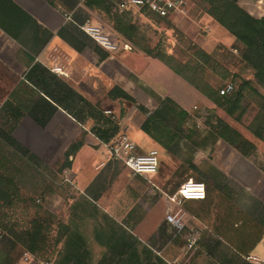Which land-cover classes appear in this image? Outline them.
<instances>
[{
	"label": "crops",
	"instance_id": "1",
	"mask_svg": "<svg viewBox=\"0 0 264 264\" xmlns=\"http://www.w3.org/2000/svg\"><path fill=\"white\" fill-rule=\"evenodd\" d=\"M119 1L0 0V174L11 180L21 194L31 195L34 188L45 185L51 169L57 173L58 183L62 185L59 188L62 190L56 195L57 201L70 204L76 200L79 206L75 215L85 220L92 219L89 215L92 206L89 205L87 209L86 200L106 195L110 183L116 188L111 195H117V177L120 175L127 178L126 189L133 192L132 199L135 193L142 195L146 184L159 189L149 175H134L115 159L108 161L110 165L105 171L112 173L113 177L105 175L96 187L92 186L94 175L86 177L84 173L88 167L91 174L93 170L100 169L101 161L91 162V157L94 158L101 147L104 158L106 137L111 142L118 133H127L130 127L125 124L123 130L117 132L113 125L107 126L109 122L97 108V103H113L106 96L107 89L117 84L143 106L154 103V88L148 85V91L140 84L146 56L130 46L132 42L129 38L119 39L113 31L114 14L131 23L135 19H142V16L136 8L117 10ZM107 6L110 7L109 11L106 10ZM84 21L102 26L118 42L128 44L130 48L110 53L99 46L108 54L99 59L94 51L97 44L79 27ZM60 28H65L78 43L73 45L60 36ZM79 43L83 44L80 49L77 48ZM53 62L60 65L66 75L51 71ZM189 86L191 95L193 87ZM6 102L10 104L5 106ZM82 103H88L89 112L80 109ZM108 128H112L110 136L111 129ZM137 130L143 139L150 138L139 127ZM129 137L132 139L131 135ZM80 138L83 144L68 156V164L59 168L58 162L65 163L63 154L68 146ZM135 146L138 153L150 149ZM226 152L231 161L239 165L240 169L233 176L239 185L235 188L229 181L213 182V185L215 189L227 188L231 195L225 193L222 198L216 197L215 193L210 195L208 182L201 178L205 182L204 194L188 198L184 203L189 224L203 227L200 249L192 264H248L244 255L261 256L257 250L264 244V217H258L257 211H264V171L235 149L229 148ZM10 157L14 159L11 161ZM86 161L88 166L85 165ZM247 175L256 179L258 190L252 196L254 200L238 189L251 188L245 183ZM64 177L69 181H65ZM115 178L117 180L114 181ZM76 181L86 189L85 200L76 197ZM14 198L11 191L0 185L2 204L12 203ZM139 198L136 195V202ZM130 210L125 212L126 219L131 217ZM259 234L262 237L257 239ZM240 247L246 253L240 252ZM152 251V256H157L156 250ZM156 260L150 264H164L158 257Z\"/></svg>",
	"mask_w": 264,
	"mask_h": 264
},
{
	"label": "rangeland",
	"instance_id": "2",
	"mask_svg": "<svg viewBox=\"0 0 264 264\" xmlns=\"http://www.w3.org/2000/svg\"><path fill=\"white\" fill-rule=\"evenodd\" d=\"M237 2L251 14L257 17L263 16L264 0H237ZM206 7L203 0H186L181 11L165 19L153 15L143 16V22L142 19H135L134 23L140 27L135 37L137 49L145 47L150 48L152 52L164 50L176 59L184 60L191 56L195 46L199 47L208 55V63L205 65L207 81L220 87L227 82L235 86L232 80L235 74L239 75L243 72L245 75L250 74L251 71L240 60L238 51L233 45L234 37L222 26L212 22L205 12ZM144 55L146 60L142 64L140 84L146 90L149 89L148 85L154 88L156 91L152 96L154 103H145L143 110H140L128 101L113 100V103H97V108L109 122L107 126L113 125V129L119 132L123 130L125 124H129L130 127L127 126L129 128L126 132L131 135L135 144L141 148L153 147L157 150L158 169L149 176L159 189L151 188L146 184L142 195L140 192L135 193L132 199L133 192L126 189L128 180L120 175L117 177L119 179L117 195H111L116 188H113L110 183L106 195L95 196L91 198V201L86 200L85 207L88 209L89 205L92 206V213L89 214L92 219L85 220L75 215L79 206L76 200L75 203L71 201L70 204L57 201L56 195L62 190L59 189L62 185L58 183L57 173L50 169L49 178H46L44 186L34 188L31 195L24 192L21 194L18 189L20 195L17 199H14L10 205L6 203L3 205L7 214L10 215L9 221L16 223L18 227L25 226L35 213L41 217H48L47 213H50L54 218L68 225L69 231L66 237L57 244L54 253L45 254L44 257L39 258L16 242L6 231L0 229V264H46V262L50 264H150L153 260L157 262V257L164 264H192V260L200 249L203 227L189 224L190 219L186 214L184 202L182 206L185 213L184 228L180 233H176L165 221L164 194L170 193L176 182L187 175H190L188 178L192 179H204L208 182L210 195L215 193L216 197L221 198L225 193L226 195L231 193L225 187L215 189L213 182L229 181L235 188L239 185L233 178L240 169L239 165L232 162L226 155L227 149L232 147L219 140L207 125L208 122L216 121L218 118L230 122L246 138L255 143L256 148L248 151L246 157L264 171V145L248 130L253 118L260 111V103H264V89L261 86L257 88L258 85L252 83L256 92H253L251 87L245 88L239 102L242 112L235 120L193 86L190 95L189 84L160 59ZM9 104L6 102L5 106ZM87 104L82 103L80 109L89 112L90 108ZM170 107L177 111L184 110L187 115L181 120L179 112L177 115L174 114ZM105 110L110 112L105 113ZM150 117L167 126L170 135L174 134L166 149L162 148L158 142L157 137L162 135L158 126L153 134L148 135L150 138L140 137L137 129L138 127L141 129V124ZM108 130L110 136L112 128ZM108 143H110L109 139L106 144ZM101 150L100 147L95 159L91 157V162H102L100 169L93 170L92 174L89 167L84 170L86 177L94 175L92 182L94 187L105 175L113 177L112 173L105 172L110 163L104 160ZM13 159L10 157L11 161ZM85 165L88 166V161ZM247 173L250 172L247 171ZM111 180L113 181V178ZM245 180L251 188L239 187L238 189H242L252 197L258 190L255 186L256 179L254 176L247 175ZM76 185V197L85 200L86 189L77 181ZM113 185L116 186V183L113 182ZM136 195L141 197L138 202H136ZM252 199L254 200L253 197ZM129 208H131L129 212L131 217L126 219L125 212ZM257 214L258 217H264L262 209L257 211ZM195 231L197 232L195 245L191 250L186 251L187 239ZM54 233H56V225L52 223L50 235ZM152 250H156L155 258L152 256ZM257 251L258 255H261L260 258L264 256V244L260 245ZM25 256H27L26 259Z\"/></svg>",
	"mask_w": 264,
	"mask_h": 264
},
{
	"label": "trees",
	"instance_id": "3",
	"mask_svg": "<svg viewBox=\"0 0 264 264\" xmlns=\"http://www.w3.org/2000/svg\"><path fill=\"white\" fill-rule=\"evenodd\" d=\"M203 1L207 5L205 12L210 16L212 22L222 26L231 36L234 37V48L237 49L240 60L251 71L250 74L244 75L242 72L239 75H234L232 80L234 81L235 86H233L232 91L220 94L218 91L220 85H214L207 81V78L205 77V65L208 63V55L203 53L199 47L195 46L191 56L184 60H178L164 50H156V52H152L150 48L145 47H142L139 50L143 54L160 59L188 84L209 99L216 107L221 108L229 116L237 120L242 112L241 103L239 102L243 97V91L245 88L251 87L253 92H256L255 87L252 85V83H254L264 89V16H254L239 5L237 0ZM106 10L109 11L110 7L107 6ZM138 12L142 17L148 15L156 16L144 7L139 8ZM113 17L115 20L113 22V31L118 34V38H129L132 42V45L130 46L137 48L135 37L138 33V27L135 23L125 22L115 16V14ZM156 17L160 18L158 16ZM58 34L64 36L73 45L77 42V40L71 36L65 28H60ZM82 46L83 44L79 43L77 48L80 49ZM94 51L98 54L99 59H103L108 55L107 52H104L97 45L94 46ZM211 71L213 72V70ZM106 96L112 100L133 103L140 110H143L144 108L142 104L138 103L134 97L117 84H114L107 89ZM171 110L176 115L179 112L181 120L187 115L184 110L177 111L173 107ZM207 125L217 138L221 139L244 156L248 154V151L256 148L255 143L246 138L230 122L218 118L216 121L208 122ZM156 126L160 128L159 131L162 134L157 137L158 142L162 148L166 149L174 137V134L170 135L167 126L160 124V122H157L150 117L141 124V130L148 135L150 133L153 134V132L156 131ZM248 130L264 145V103H260V111L253 118L252 125L249 126ZM103 135H105L104 132ZM107 139L108 138L106 137L105 140ZM82 144L83 140L80 138L68 146L63 154L65 163L62 161L58 162L59 168L68 164L66 163L68 156L73 154L74 150ZM189 176L190 175H187L184 179L178 180L170 190V193L176 189L180 182L187 179ZM195 180L203 181L201 178ZM0 185H3L7 191H11L15 195L14 199H17V196L20 195L18 187L2 174H0ZM10 204L11 203L8 205ZM4 207L5 205L0 202V229L10 234L16 242L20 243L36 257L42 258L45 254L49 255L54 253L57 244L66 237V234L69 231L67 224L54 218L50 213H47L49 218L41 217L38 213H35V215L27 221L25 226L18 227L16 223L9 221L10 215L7 214ZM52 223L56 225V233L51 236ZM254 226H256V224ZM261 237L262 235L259 234L257 239H260ZM49 239H51V242H49ZM48 243H50L49 246ZM239 251L246 253V250L244 251L242 247H240Z\"/></svg>",
	"mask_w": 264,
	"mask_h": 264
},
{
	"label": "built area",
	"instance_id": "4",
	"mask_svg": "<svg viewBox=\"0 0 264 264\" xmlns=\"http://www.w3.org/2000/svg\"><path fill=\"white\" fill-rule=\"evenodd\" d=\"M186 0H121L116 4V9L121 11L128 8L139 9L144 7L160 18L170 17L171 15L181 11L185 6ZM80 29L89 36L98 46L107 52H116L119 49H129L128 44H121L106 32L102 26L84 21L79 25ZM51 71L56 74L66 75L64 69L53 62ZM233 86L227 82L219 88L220 94L228 93ZM109 113L110 110H105ZM119 160L134 175L147 177L149 174L155 173L158 169V152L155 148H150L146 152H136V146L127 133L120 132L114 139L105 145L104 160ZM102 162L100 163V165ZM65 181H69L64 177ZM153 184V183H152ZM205 184L203 181L187 178L179 183L176 189L171 193H166V212L165 221L180 233L184 228V211L183 203L188 198L200 197L204 194ZM197 240V232L195 231L187 239L186 251L191 250ZM27 253V252H26ZM24 253V254H26ZM25 259L27 256L24 257ZM244 260L250 264H264V258L256 257L250 254L243 256ZM46 264H50L47 263Z\"/></svg>",
	"mask_w": 264,
	"mask_h": 264
}]
</instances>
